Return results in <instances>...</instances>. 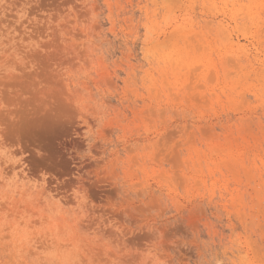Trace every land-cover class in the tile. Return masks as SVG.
<instances>
[{"label": "rangeland", "instance_id": "obj_1", "mask_svg": "<svg viewBox=\"0 0 264 264\" xmlns=\"http://www.w3.org/2000/svg\"><path fill=\"white\" fill-rule=\"evenodd\" d=\"M0 264H264V0H0Z\"/></svg>", "mask_w": 264, "mask_h": 264}]
</instances>
